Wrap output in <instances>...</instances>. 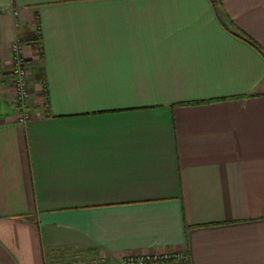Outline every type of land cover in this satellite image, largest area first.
<instances>
[{
    "label": "crops",
    "instance_id": "obj_1",
    "mask_svg": "<svg viewBox=\"0 0 264 264\" xmlns=\"http://www.w3.org/2000/svg\"><path fill=\"white\" fill-rule=\"evenodd\" d=\"M153 253L264 264V0H0V264Z\"/></svg>",
    "mask_w": 264,
    "mask_h": 264
},
{
    "label": "built area",
    "instance_id": "obj_2",
    "mask_svg": "<svg viewBox=\"0 0 264 264\" xmlns=\"http://www.w3.org/2000/svg\"><path fill=\"white\" fill-rule=\"evenodd\" d=\"M13 80V91L17 116L20 123L26 124L32 118L30 75L27 60L23 53V45L19 40L13 41L10 47ZM171 262H188L185 253H153L133 255L124 259L123 264H169Z\"/></svg>",
    "mask_w": 264,
    "mask_h": 264
},
{
    "label": "rangeland",
    "instance_id": "obj_3",
    "mask_svg": "<svg viewBox=\"0 0 264 264\" xmlns=\"http://www.w3.org/2000/svg\"><path fill=\"white\" fill-rule=\"evenodd\" d=\"M10 66H11V71H12V66H13V64H12V61H11V52H10ZM10 75H11V72H10ZM12 78V77H11ZM12 84H13V80H12Z\"/></svg>",
    "mask_w": 264,
    "mask_h": 264
}]
</instances>
